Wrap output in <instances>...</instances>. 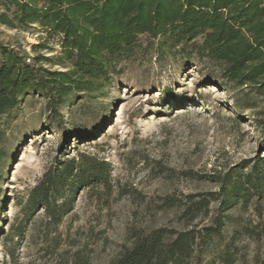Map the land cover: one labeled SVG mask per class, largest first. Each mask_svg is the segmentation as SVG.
Returning a JSON list of instances; mask_svg holds the SVG:
<instances>
[{
  "label": "rangeland",
  "instance_id": "1",
  "mask_svg": "<svg viewBox=\"0 0 264 264\" xmlns=\"http://www.w3.org/2000/svg\"><path fill=\"white\" fill-rule=\"evenodd\" d=\"M0 40L31 62L62 50L60 37L38 23L0 22ZM141 40L132 56L116 61L105 87L70 96L61 106L62 126L48 118L39 94L2 118L0 264H111L158 230L165 245L189 233L191 254L170 264H264V191L227 207L209 178L218 170L246 173L264 155L255 115L263 101L255 98L257 107L246 108L235 101L238 90L218 81L213 64L163 36ZM82 152L107 161V186L80 187L58 223L36 210L17 235L22 207L44 172Z\"/></svg>",
  "mask_w": 264,
  "mask_h": 264
},
{
  "label": "trees",
  "instance_id": "2",
  "mask_svg": "<svg viewBox=\"0 0 264 264\" xmlns=\"http://www.w3.org/2000/svg\"><path fill=\"white\" fill-rule=\"evenodd\" d=\"M2 4L1 23L11 27L38 23L60 37L61 53L41 58L65 69L46 66L40 57L31 62L20 49L0 40V126L29 94L44 96L48 118L58 121L54 126H62L61 106L75 92L105 87L116 61L142 47V36L150 42L163 36L191 57L213 64L218 81L238 90L235 101L242 106L256 108L255 98L264 103V0H3ZM255 115L264 134V108ZM5 135L0 128V143ZM248 164L246 173L218 170L209 175L218 183L223 205L231 207L240 200L247 204L263 195L264 155ZM108 176L107 161L96 156L82 152L59 159L30 190L16 234L23 236L38 209L58 223L73 209L80 187L107 186ZM222 224L211 232H218ZM163 238L158 230L138 239L111 264L179 263L191 254L189 233H180L169 245Z\"/></svg>",
  "mask_w": 264,
  "mask_h": 264
}]
</instances>
